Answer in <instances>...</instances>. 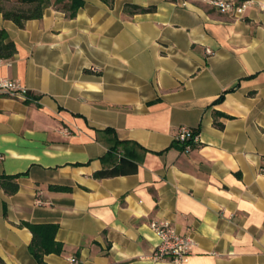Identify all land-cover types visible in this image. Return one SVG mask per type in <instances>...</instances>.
Returning <instances> with one entry per match:
<instances>
[{
    "label": "crops",
    "instance_id": "1",
    "mask_svg": "<svg viewBox=\"0 0 264 264\" xmlns=\"http://www.w3.org/2000/svg\"><path fill=\"white\" fill-rule=\"evenodd\" d=\"M211 1L84 0L23 27L0 13L16 46L0 77L29 89L0 97V175L18 183L0 187V264H39L22 222L57 225L43 264H175L152 258V219L195 240L182 264H264V0L239 16ZM121 156L137 170L94 177Z\"/></svg>",
    "mask_w": 264,
    "mask_h": 264
},
{
    "label": "trees",
    "instance_id": "2",
    "mask_svg": "<svg viewBox=\"0 0 264 264\" xmlns=\"http://www.w3.org/2000/svg\"><path fill=\"white\" fill-rule=\"evenodd\" d=\"M8 0H0V13L4 18L12 20L18 27H23L25 21L30 19H39L42 17L45 8L54 6L57 9L64 11L68 17H74L80 7L84 5V0H13L10 6H6L4 2ZM108 5H112L113 0H103ZM156 9L155 5L147 7L126 3L124 12L127 14L153 12ZM16 52L15 43L8 39V34L5 29H0V58H11ZM222 96L219 98V100ZM117 139L114 145L110 146L106 155L115 150ZM173 146L183 148L184 145L176 140L172 143ZM195 146V145H194ZM105 157V155L103 156ZM102 157V158H103ZM137 170V163L131 159L121 156L119 161L111 167H103L96 171L93 175L96 178L111 177L121 174L133 173ZM17 175H0V187L7 194H13L18 190L16 181ZM53 190L67 191L68 186H50ZM32 233V239L28 246L30 253L34 256L39 264L44 263V256L49 253H60L62 244L55 239L57 225L55 224H33L22 222Z\"/></svg>",
    "mask_w": 264,
    "mask_h": 264
},
{
    "label": "built area",
    "instance_id": "3",
    "mask_svg": "<svg viewBox=\"0 0 264 264\" xmlns=\"http://www.w3.org/2000/svg\"><path fill=\"white\" fill-rule=\"evenodd\" d=\"M250 2V0H244L239 3L234 0L211 1L220 11L230 12L237 16L245 11ZM206 52L208 54L212 53L209 48H206ZM0 97L25 102L29 100V89L18 80L9 77H0ZM175 140L183 144V148L186 151H189L198 143V132L185 125L179 126ZM261 169L264 171V166ZM149 227L158 238V242L152 253L154 260H168L175 264H182L188 260L192 248L195 245V240L190 234L178 233L172 222L167 219H152L149 222ZM70 260L75 263L78 262L74 257H70Z\"/></svg>",
    "mask_w": 264,
    "mask_h": 264
}]
</instances>
